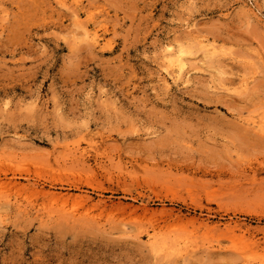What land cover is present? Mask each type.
<instances>
[{"label":"rangeland","instance_id":"obj_1","mask_svg":"<svg viewBox=\"0 0 264 264\" xmlns=\"http://www.w3.org/2000/svg\"><path fill=\"white\" fill-rule=\"evenodd\" d=\"M0 264H264V0H0Z\"/></svg>","mask_w":264,"mask_h":264},{"label":"bare ground","instance_id":"obj_2","mask_svg":"<svg viewBox=\"0 0 264 264\" xmlns=\"http://www.w3.org/2000/svg\"><path fill=\"white\" fill-rule=\"evenodd\" d=\"M57 1H59L61 4H66V0H57ZM77 9H75V12H74V15H75V17L76 18H79L78 19V21H80V16H81V14H80V11L78 12V11H76ZM251 13V12H250ZM79 23H81V21L79 22ZM96 31V30H95ZM193 31H191L190 32V36L192 35V36H196V35H193ZM82 34L85 36V38L87 37L88 38V40L90 39L91 40V42H93L95 45H97V46H99L100 45V41L102 40L101 39V37H100V35L97 33V32H92V31H90L87 27L86 28H84L83 29V31H82ZM195 34V33H194ZM189 35H188V39H186L187 41L188 40H193L194 41V39H190L191 37H190ZM87 38L85 39V40H87ZM196 42L195 43H193V42H191V46H193V47H195L196 45V43L198 44V45H200L199 47H201L200 48V50L201 49H204V50H206L207 51V53H208V55L209 56H211L210 54H212V53H214L215 52V50H216V48L214 47V46H212V45H214V44H210V42H209V39L207 40V39H204V38H198L197 37V40H195ZM189 42V41H188ZM187 45H189V43L187 44ZM190 45H189V47H191ZM186 47V46H185ZM188 47V46H187ZM189 47H188V49H187V51L188 52H186V49H185V51L184 50H180L177 54L175 53H169V54H171V55H169V56H171L172 57V60H171V57H169V59H170V66H168L167 64V66L170 68H173L172 69V71H171V69H169L168 68V70H170V71H167L166 73L169 75V77L170 76H172L173 77V79H175V80H178V79H180L185 73V70H187V68L186 67H188V63H186V60H187V58L185 59V58H183V57H185L186 55V53H189ZM198 46H196V48H197ZM182 48V47H181ZM192 48V47H191ZM218 48V47H217ZM193 49V48H192ZM218 51H220L219 49H218ZM199 52V51H198ZM218 53V52H217ZM216 53V54H217ZM220 53V52H219ZM216 54L213 56V57H215L216 56ZM185 55V56H184ZM188 55V54H187ZM207 55V56H208ZM218 55V54H217ZM207 58V57H206ZM184 59H185V61H184ZM168 60V59H167ZM189 61V60H188ZM169 62V61H168ZM174 66H175V68H174ZM244 82H246V80H244ZM249 83V82H248ZM244 84V83H243ZM248 85V84H247ZM244 86V85H243ZM245 86H246V83H245ZM245 86L244 87H242V85H241V87L242 88H245ZM247 87V86H246ZM248 88V87H247ZM246 88V89H247ZM10 185H14V186H17V185H20V184H16V183H14V182H12V181H10ZM15 188V187H14ZM43 192H41V194H42ZM45 193V192H44ZM43 193V194H44ZM49 193V192H48ZM45 195V194H44ZM43 195V196H44ZM46 195H48V194H46ZM56 196L57 198H58V194H52L51 193V196ZM62 197V196H61ZM65 197V196H64ZM63 197V198H64ZM70 197V196H69ZM81 197V196H80ZM62 198V199H63ZM71 198H72V196H71ZM77 198V197H76ZM88 198V197H87ZM59 199H61L60 198V196H59ZM64 199H66V198H64ZM78 199V198H77ZM67 200V199H66ZM103 202V201H102ZM19 206V205H18ZM21 207L22 206H19L18 207V209L20 208V210H21ZM23 209V208H22ZM133 209V208H132ZM146 209V208H145ZM24 211H26V210H24ZM135 211V210H134ZM147 211H149V210H147ZM152 212V211H151ZM145 213V212H144ZM159 213H161V212H159ZM146 214V213H145ZM152 214V213H151ZM156 214H157V212H156ZM177 238V237H176ZM172 239V238H171ZM178 241V240H177ZM170 242V241H169ZM183 244V243H182ZM168 245H169V243H168V241H166V239L164 240H159L158 238H157V236H155V235H150L149 237H148V240H147V246L149 247V248H151L154 252H157V253H159V251L161 252L162 250H164V249H166V248H168ZM171 245V244H170ZM174 246V245H173ZM171 247H172V245H171ZM175 247V246H174ZM168 249H170V248H168ZM242 252L244 251L243 249L241 250Z\"/></svg>","mask_w":264,"mask_h":264}]
</instances>
